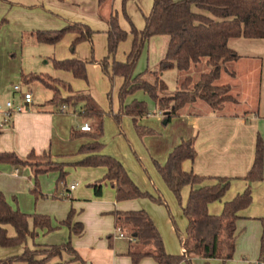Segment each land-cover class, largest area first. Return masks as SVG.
<instances>
[{
    "label": "trees",
    "instance_id": "trees-1",
    "mask_svg": "<svg viewBox=\"0 0 264 264\" xmlns=\"http://www.w3.org/2000/svg\"><path fill=\"white\" fill-rule=\"evenodd\" d=\"M124 8L127 0H123ZM108 55L100 62L104 71L124 78L120 88V108L113 116L120 124L124 115L132 116L136 129L140 135L152 133L153 130L138 123V119L149 114L148 104L144 100L134 99L126 103L128 96L137 91H144L157 103L159 110L165 115L164 120L170 121L181 114L182 110L197 101L206 103L212 110H222L226 103L237 102L232 93L230 83H220L222 74L226 71L235 75L231 64L237 61L240 55L228 45L233 37L264 38V0H154L149 14L145 16V26L138 29L132 24L134 43L126 61L115 58L120 42L128 37L118 20L117 13L108 17ZM68 32H76L75 43L82 40H92L93 30L82 23H69L60 30L40 31L35 39L39 43L56 44ZM155 35L169 36V43L164 58L159 62L156 71L151 72L152 79L145 76V72L136 74V66L146 42ZM74 43V44H75ZM55 68L71 71L78 78H87V61L70 58L53 60ZM205 65V70L197 72V68ZM111 72H110V69ZM176 68L180 77L178 87L169 92L167 84L160 79L161 72ZM196 73H198L196 75ZM59 82L64 88L72 91L70 85L55 79L48 74L23 75L24 83L35 79L49 87L54 95L49 103L62 109H77L79 114L91 124L90 135L92 142L82 145L81 153L86 156L76 161L78 166H105L107 173L104 178L92 186L96 194H101L105 181L115 188L116 200H130L142 197H153L144 192L131 178L123 163L116 157L102 152L105 115L104 109L89 92H80L63 97L60 89L48 81L45 76ZM111 75V77H112ZM64 110V109H62ZM1 134V127H0ZM72 134L77 136L76 130ZM197 155L195 138L183 140L169 154L164 165L158 164L159 172L168 187L178 199H182V191L191 186L190 194L183 212L188 219L185 234L178 231L183 253L174 255L166 250L164 240L153 219L145 210H115V228L124 234L128 240L126 254L137 264L145 257H152L158 264H181L186 260L190 264L192 258H219L223 262L232 259L236 250L238 238L237 221L239 212L247 208L253 200L252 186L249 185L234 199L225 202L223 212L213 215L208 205L221 200L230 187L232 178L216 177L212 184H204L207 179L194 171H186L182 164L185 160H193ZM0 163H9L15 167H29L35 176L52 170L62 171L66 175L65 163L55 162L50 152L37 154L31 151L26 157L15 152H0ZM264 167V140L258 135L256 154L252 168L245 176L247 180L263 179ZM37 196H43L38 183L35 185ZM161 203H165L161 199ZM74 210H71L63 225L71 229L72 234L82 235L84 224L74 221ZM32 219L34 229L30 227ZM261 239V252L257 264H264V217ZM6 225H11L16 231L15 236H9ZM36 228L52 230V221L44 214H31L13 207L0 189V247H11L25 244L28 237L36 235ZM119 235L109 234L110 247L113 239ZM46 259L51 260L64 253L70 254L75 260L84 261L80 252L71 241L60 245L46 247ZM39 251L26 246L23 253L0 259V264H41L36 258ZM49 264H68L56 262Z\"/></svg>",
    "mask_w": 264,
    "mask_h": 264
},
{
    "label": "crops",
    "instance_id": "crops-1",
    "mask_svg": "<svg viewBox=\"0 0 264 264\" xmlns=\"http://www.w3.org/2000/svg\"><path fill=\"white\" fill-rule=\"evenodd\" d=\"M40 1L41 0H0V21L2 19L6 20L0 31V92L3 91L8 79L16 78L20 75L22 77L23 75L30 74H48L55 79L68 81L72 87L76 89V91L73 89L69 91L65 88L67 91L62 89L63 92L60 89L63 97L80 92H89L98 103L100 102L106 106L104 93L108 89L109 82L107 80L108 78L98 71L97 65L91 66V70L95 67L98 73V80H102L103 82V88L98 89L91 85L90 91H85L84 88L86 86L80 81L83 79L76 77L71 71L55 68L53 64V71L49 70L51 74L47 72L48 70H45L47 68H44V66L33 64L32 62H27L25 64L24 32L32 31L31 36L35 38L33 30L37 29V24L42 21L43 17L46 19V13L37 12V10L40 9L31 11L23 7V5L32 4L35 6L39 4ZM61 1L71 6L67 1ZM104 1L109 8L108 16L115 13L112 4L110 5L107 0ZM49 2L50 4L57 3L55 0H50ZM17 3L22 4V6L16 7L15 4ZM8 26H11V28L9 29ZM101 28L103 32H107L106 29H108L109 26L104 23ZM99 37L103 40V35H99ZM152 38H163V47L162 50L156 54L153 65H148L145 70V76L148 79L153 78L151 72L157 70L159 62L166 54L169 43V36L167 35H155ZM149 43H151V41ZM228 45L231 49L235 50L240 57L231 64V69L235 70L234 78L228 75L229 72L225 71L220 78V83H230L232 93L235 88L241 93L240 102L237 103L238 105H234L230 102L226 103L222 110L214 111L206 103L197 101L186 106L181 114L165 123L163 118L164 114L159 110L157 103L154 101L155 110L152 113L140 117L138 123L144 127H152L154 131L156 130L157 132L155 134L147 133L141 135V137L134 130V119L132 116L124 115L120 128L111 118L104 117V134L101 138L104 144L102 152L120 159L127 168L126 170L129 175L130 173L132 175H137L144 185L147 178V176L142 173L144 168L147 171L151 169L152 172V170L155 169L153 161H155V163H165L171 151L178 144L185 139L195 138L197 155L193 160L187 159L183 162L182 167L184 170L194 171L206 177L207 179L204 181V184L214 183L216 177L232 178L230 187L223 196V198L226 196V201L234 199L236 195L240 192L242 193L243 189H246L249 185L252 186L253 200L247 208L239 212L240 217L237 221L238 238L236 250L233 258L229 259L228 262H231V264H257L261 252V239L263 233V223L260 219L264 217V167L262 180L250 182L245 176L254 163L258 135H261L264 140V38L233 37L229 39ZM13 50L16 51L14 54H12ZM105 51H102L99 58L106 55L107 52L105 53ZM76 56L66 53L58 56V58L66 59L67 57H73L86 61V57ZM121 60H124V58ZM45 62H48V60ZM89 67L87 66L88 70ZM167 74H171L172 79H177V83L174 85L176 90L180 73L174 68L159 74L160 79L167 84L169 91L173 92L175 90H170L171 85L165 79ZM123 81L124 78L119 75L117 77V83L120 87ZM35 82L41 81L35 79L29 83L23 82V90H28L33 93L32 87H35ZM234 82L238 83V85H233ZM41 83L43 84V82ZM117 83L116 87H118ZM254 85L259 86L258 99L255 104L249 105L246 101V96L249 94V92L246 91V87ZM16 94L18 93L14 92V102L21 103L22 97L16 98ZM53 95L54 93L52 91V96L47 98L45 103H35V95L33 93V100L29 105H26L25 109L12 113L10 119L0 126V152H15L21 157H26L31 151L37 154L50 151L53 154L62 155L64 158H70L73 161H79L86 156L85 153L78 154V150L81 145L93 141L89 133L92 131V128L89 131L81 128L83 124L89 122L86 121L76 109L73 114L68 108L62 110L50 104L49 100L52 99ZM235 106H237L238 109H235ZM117 108L118 105L115 107V110H117ZM4 109H6V105ZM4 109L0 110V123L4 120ZM72 121L73 123L75 122L76 128L73 127ZM162 124L164 126H162ZM72 129L76 130L78 134L74 137L75 139L70 137ZM134 154L137 155L139 162ZM0 169V189L13 207L31 214L34 212L49 213L53 220L52 224H58L57 220L60 221V219L63 220L67 217V206L60 207L57 201H50L51 199H37L34 201L32 195H30L28 191L26 192L25 188L16 187L14 190H9L7 188V178L17 186L20 183L25 184V178L31 173L29 167L20 168L9 163H0ZM75 170L74 176L78 179L80 185L78 184V186L73 183L69 188L66 186L67 193H64L72 197L73 201H76L74 206L83 207L84 212L79 216V219H74V221L85 223L84 233L82 235H72L71 229L67 225H64V227L55 232H51L44 236L40 235L37 239L28 237L25 244L0 247V259L22 254L26 246L31 249H40L47 247L45 243L66 241L68 235H71L74 245L85 258H87L89 264H135L130 256L119 255L115 249L109 248L107 241L102 239L100 245L95 244L98 243L99 237H104L115 226L113 211L140 209L142 206L141 200L143 198L117 201L115 199V188L112 185L110 187L108 184L102 186L101 194H96L94 187L89 184L94 181H100V179L104 177L107 173V168L105 166H84L78 167V169ZM155 172L156 170L152 173L155 175ZM155 176L158 178V182L151 179V182H148L146 185L142 186V188L152 190V186H164L163 181H160L157 175ZM86 183L89 186L85 187L84 185ZM105 183L110 182L105 181ZM45 185L43 179H41L39 188L42 193L50 191ZM72 185H75V187L71 188ZM190 190L191 186L184 187L182 195H184L185 198L189 197ZM13 192L17 194L16 203L12 200ZM218 201L220 200L213 201L208 205L209 212L213 215H219L222 213L221 211H223L222 208L224 203ZM147 204L149 207L150 204ZM182 214L184 217L182 220L183 223H186V221L189 223L184 212ZM151 217L154 218L153 215H151ZM91 219L92 223L98 226V230H94V233L90 235L89 239L85 240L88 236V223ZM5 227L8 230L9 236L12 237L16 235L13 226L6 225ZM30 227L31 229L33 228L32 219L30 220ZM37 240L39 242H37ZM31 241H33V243H31ZM85 249L87 250V255ZM170 249L171 250L168 251L171 254L183 253L182 246L174 250L173 248ZM92 250H97L96 258L92 256ZM197 259H205L207 262L216 260V258L194 257V261ZM64 261H67L68 264H76L75 261L78 260H75L70 254L64 253L62 256L54 257L51 262L56 263ZM18 264L28 263L19 262ZM137 264L158 263L152 257H145Z\"/></svg>",
    "mask_w": 264,
    "mask_h": 264
},
{
    "label": "rangeland",
    "instance_id": "rangeland-1",
    "mask_svg": "<svg viewBox=\"0 0 264 264\" xmlns=\"http://www.w3.org/2000/svg\"><path fill=\"white\" fill-rule=\"evenodd\" d=\"M49 1L50 0H46V1L41 0L39 2V4H36L35 6L32 4L25 5V6L23 5V7H25L26 9H29L31 11H35L34 9H40V10H37V12H43L44 14L46 13V19L43 17L42 21L38 23L40 26L37 24L38 27L36 30H33V33H36L38 31V29L40 31L60 30V29L64 28L65 26H67L69 23H82V24L89 26L93 30L92 40L85 39V40H82L80 42L75 43V39H76V35H77L76 32H68L56 44L39 43V42L35 41V38H32V36H31L32 31L31 32H24L25 64L27 62L28 63L32 62L33 64L44 66V68H47L45 70H48L47 72L51 73L49 70L53 71L52 60H54V59L65 60V58H63V59L58 58V56H60V55L68 53V54H72L75 56L77 55L76 57H81V56L86 57L87 66L88 67L90 66V67H89V70L87 69V78L86 79L81 78L83 80H80L86 86L84 88V90L90 91L91 85L95 86V88H98V89L103 88V82H102V80H98V73H97V70L95 69V67L93 68V70H91V66L97 65L98 71L100 73L104 74L108 78L107 80L109 82L108 89L104 93L105 99H106V106H104L100 102H99V104L105 111L104 117L111 118L112 121H114V123L120 128L122 125L123 116L121 118L120 124L117 122V120H115V118L113 116L115 113H117L119 111V108H120L119 92H120L121 87L117 83V77L119 75H112V74L106 73L104 71V69L102 68L100 62H99L108 55V35H107V32H103V29L101 28L104 25V23L108 24L107 20L109 17L108 16V9L109 8L107 6V3L104 0H65V1H67V3L71 4V6H69V5L65 4V2H62L61 0H55V1H57L56 4L55 3L50 4ZM107 1L109 2L110 5L112 4V8L114 9V12L117 13L120 25L123 27V29H125L128 32V37L125 40H123L122 42H120L118 49H117V52H116V55H115V58L118 61H126L128 58L127 56L130 53V51L132 50L133 43H134V34L132 33V24H134L135 27L138 28L139 30L144 28L145 16L151 11L154 0H127V2L125 3V8H124L123 0H107ZM15 5H16V7L22 6V4H20V3H17ZM65 5H67V6H65ZM32 14H33V12H32ZM5 21L6 20H4V19H2L0 21V31H1ZM10 28H11V26L9 27V29ZM108 29H106V31H108ZM99 35H103V40L101 37H99ZM162 39L163 38H152V39L150 38L146 42L144 48L142 49V53L140 55V58L138 60L137 66H136V72H135L136 74L141 73V72H145L148 65H151V66L153 65L156 54L162 50V47H163V45H162L163 40ZM150 41H151V43H149ZM105 44H106V48H105ZM102 51H105V53L106 52L107 53H106V55L99 58V56H101V54H102ZM15 52L16 51L13 50L12 54H14ZM70 58H73V57H67L66 59H70ZM122 58H124V60H121ZM47 60H48V62H45ZM205 68H206V66L202 65L201 67L197 68V70H195V71L202 72L203 70H205ZM89 71H90V73H89ZM110 72H111V69H110ZM197 74L198 73H196V75ZM31 75H35V74H31ZM111 75H112V77H111ZM228 75L233 77V75H231V73H228ZM43 76H45V78L48 81H50L51 83H53L58 89H61V91H62V89L64 91H67L59 82H55L54 80L48 78V76H46V75H43ZM91 79H92V81H91ZM165 79L171 85L170 90H175L174 85H175V83H177V79L176 78L172 79L171 74H167ZM61 81L70 85L71 88L74 91H76V89H74L68 81L62 80V79H61ZM116 83H117L118 87H116ZM15 85H23L21 75L16 77V78L8 79V81L5 83V87H4L3 91L0 92V110L5 108L7 101L14 99L13 98L14 97L13 96L14 95L13 89H14ZM233 85H238V83L234 82ZM258 87H259L258 85L246 87V91L249 92V94L246 96V101L249 105L255 104V102H257L258 93H259ZM32 91L35 95V103L36 102H42V103L44 102L45 103L47 101V98H50V96H52V91L49 89V87L44 86L41 82H35V87H32ZM169 92L170 91H168L167 93H169ZM233 94L236 97L237 102H234L232 104L238 105L237 103L240 102L241 93H239L238 90L235 88V90L233 91ZM18 97H22L20 93L16 94V98H18ZM134 99L146 101L148 104L149 113H152L155 110L154 100L150 97L149 94L145 93L144 91L140 90V91H137L134 94L128 96L126 99V103L132 102ZM117 105H118V108H117V110H115V107ZM235 107H236L235 109H238L237 106H235ZM68 110L71 111V113L74 112V108H72V107L71 108L69 107ZM76 110L79 111V107H77ZM163 118H165V115ZM72 124L74 125L73 127L76 128L75 122L73 123V121H72ZM162 126H164V125L162 124ZM133 127H134V130L136 131V133L141 137V135L138 133V131L136 129L135 123H133ZM149 128L153 130V132L151 134H155L157 132L156 130L154 131V129L152 127H149ZM72 130L70 132V137L72 139H75L74 138L75 136L72 134ZM109 140H110V137H109ZM81 147H82V145L80 146V148ZM80 148L78 150V154H81ZM50 154L52 156L53 161L65 163V165H64V170L66 172L65 176L62 177V171H60V170H52L49 172L41 173L38 176H35L32 169H30L31 173H29L27 175V177L25 178V182H26L25 184L20 183L17 186L15 184H13L10 179L7 178L6 179L7 188L9 190H14L16 187L25 188L26 192L28 191V193L30 195H32V197L34 198V201H36L37 199H42V200L43 199L44 200L51 199L50 201H57V202H59L60 207L67 206L68 210H67L66 216L69 215L71 210H74L75 211L74 219H77V218L79 219L80 218L79 216H81V214L84 212L83 207L81 208V207H78L77 205L74 206V203L76 201L75 200L73 201L72 197L67 196L68 194L66 195L65 193H67L66 186H68V188H69L70 185L73 183L80 185V183L78 182V179L75 178L74 173L76 171L75 169H78V167H84V166H78V165L74 164V163H76V161H73L70 158L66 159L62 155H56V154H53L51 152H50ZM134 156L137 159V155L134 154ZM118 160H120V159H118ZM137 161H138V159H137ZM153 162H154L155 169H153L152 172H154L156 170L155 175H157L159 177L160 181H163V183H164V186H162V187L158 186V185H156V187L152 186L153 187L152 190L142 188V186L146 185L148 182L150 183L151 179L153 181L158 182V178H156L154 173L151 172V169H149L147 171L144 168L142 170V173L147 176L144 185L141 183V181L139 179L140 177H137V175H135V174L132 175L130 173L132 179L140 187V189L153 196L152 198L151 197H142L143 198L141 200L142 206L140 209H137V210H145L149 214L150 217H151V215L154 216V218H152V217L151 218L153 219L154 223L156 224V226H157V228H158V230H159V232H160V234L164 240L166 250L167 251L171 250L170 248H173V250H174V249L182 246L178 231L181 232L182 234H185L187 227H188L187 221H186V223H183V221H182L184 219L183 214H182L183 213V206L186 205V203H187L186 201H187L188 197L185 198L184 195H182V199L181 200L178 199L177 196L174 194V192L168 187L166 182L163 180V178L159 172L158 164L164 165L166 162L163 164L159 163V162L155 163V161H153ZM0 171H1V169H0ZM103 178L104 177H102L100 180H102ZM41 179H43L44 184H46L45 185L46 188L50 189V191L43 193L44 194L43 196H37V193L34 191L35 185H36V183H38V186L40 187ZM94 183H96V182L94 181L93 183H90L89 185H92ZM106 184H108L111 187L110 183L104 182L103 185L106 186ZM89 185H87V183H86L84 186L87 187ZM82 186H83V184H82ZM244 189H243V191H244ZM73 196H74V194H73ZM160 197H162L161 199H163L165 203H161V201L159 200ZM115 199H116V191H115ZM12 200L15 203L17 202V194L15 192L12 193ZM226 200L227 199L225 196L220 201L225 204V202H227ZM83 201H85V200H83ZM220 201H218V202H220ZM147 203L150 204L149 207H148ZM224 204H223V208H224ZM223 208H222V210H223ZM221 212H223V211H221ZM35 213H38V212H34L33 214H35ZM38 214H44V215H47L50 217L49 213H38ZM66 218L67 217H65V219ZM50 219H51V221H53L51 217H50ZM65 219H63V220H65ZM63 220H61V219H60V221L57 220L58 224H52V226L54 227L52 230H49L48 228L47 229L46 228H36L35 229L36 235L32 238L37 239L38 237H40V235L44 236L46 234H49L51 232H55L58 229L64 227V225L62 224ZM88 228H89L88 236L85 238V240L89 239L90 235H92L94 233V230H98V226L92 223V219L88 223ZM32 229H34V227ZM113 229L110 232H108L104 237H102V238L99 237L98 241H97L98 243L95 245H100L101 244L100 241L103 239V240L107 241L108 247L111 249H115V251L119 255L129 256L126 254V251L128 248V240L125 238H119L120 236L119 237L116 236L112 241L113 245L110 247V244H109L110 241H109L108 235L113 234V233H115V235H119V231L116 230L115 226L113 227ZM68 241H71L72 245L78 250V248L74 245L73 237L71 235H68L66 241H59L57 243H45V244H47V247H51L53 245H60V244L66 243ZM37 242H39V241L37 240ZM31 243H33V241H31ZM45 248H40V249L39 248H33L32 250L40 252L36 256V258L39 260L43 259L41 261V264L52 263L51 261L53 258H51V260H49V261H48V259H46L48 253L47 254L44 253L46 251ZM95 248H99V247H95ZM80 254L83 257L84 261L78 260V261H75V263L76 264H80V263L81 264H89L87 262L88 261L87 258H85V256L81 252H80ZM91 254H92V256H94V258H96L97 250H92ZM172 254L179 255L181 253H172ZM86 255H87V250H86ZM181 264H190V263L188 261L184 260V261H182ZM191 264H231V262L229 263L228 260L226 262H223L219 258H216V260H212L210 262H207L205 259H197L194 261V258H192Z\"/></svg>",
    "mask_w": 264,
    "mask_h": 264
},
{
    "label": "built area",
    "instance_id": "built-area-1",
    "mask_svg": "<svg viewBox=\"0 0 264 264\" xmlns=\"http://www.w3.org/2000/svg\"><path fill=\"white\" fill-rule=\"evenodd\" d=\"M13 90H14L15 93H20L21 94L22 102L21 103H15L13 99L7 101L6 109L3 110L4 120H3V122L0 123V126H2L5 123V121L10 119V117H11L13 112L22 111L23 109L26 108V105H29L32 102V100H33L32 92L28 91V90L24 91L23 90V85H15ZM66 108H67L66 105H64L62 107V109H66ZM81 128L83 130L89 131V130H91V125L89 123H85V124H83L81 126ZM74 187H75V185H72L71 188H74ZM119 236L123 237L124 234L121 231H119Z\"/></svg>",
    "mask_w": 264,
    "mask_h": 264
},
{
    "label": "water",
    "instance_id": "water-1",
    "mask_svg": "<svg viewBox=\"0 0 264 264\" xmlns=\"http://www.w3.org/2000/svg\"><path fill=\"white\" fill-rule=\"evenodd\" d=\"M164 122L167 123V120H165Z\"/></svg>",
    "mask_w": 264,
    "mask_h": 264
}]
</instances>
